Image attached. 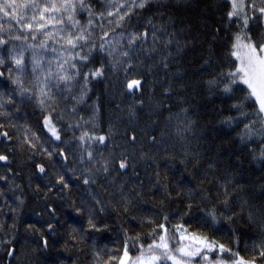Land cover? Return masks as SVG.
<instances>
[{
  "label": "trees",
  "instance_id": "obj_1",
  "mask_svg": "<svg viewBox=\"0 0 264 264\" xmlns=\"http://www.w3.org/2000/svg\"><path fill=\"white\" fill-rule=\"evenodd\" d=\"M89 2L94 13L105 12L104 17L99 15L93 17V27L97 36L100 35L101 28L96 25L103 23L105 30L115 29L114 32L109 31L107 39H120L121 44L125 46L127 33L133 30L143 31L148 17L153 19L157 28L161 24L169 30L175 27L182 45L185 44V37L189 39L196 37L197 40L203 41V29L199 22L208 20L212 24L219 23V18L226 11L222 6L223 0H152L149 8L134 10L140 12V15H134L123 27H116L114 23H108V20L113 18L106 14V0ZM169 16L176 21L175 25L169 22ZM80 18L82 23L86 22L87 12H81ZM189 24L192 25L190 29ZM181 28L185 29L182 34L179 32ZM121 32L125 33L123 39L118 35ZM220 36L225 37L224 29L221 30ZM166 39V36H161L156 45L158 51L151 56H147L141 49L139 56L133 60L132 68L127 72L124 70L127 67L125 65L117 64L113 68V62L106 53H93L97 58L89 67H98L102 60L105 75L99 80L90 79L89 98L85 103L77 105L75 114L70 112V107L74 103L70 99L58 101L54 105L56 111L53 112V117H61L55 122L64 142L62 144L43 129L42 113L34 102L23 105L11 123L0 116V124L4 125L0 132L7 131L11 137V140H7L0 136V154L9 157L8 161H0V177H5L0 179V264H51L57 256L61 257L65 264H92L93 239L97 248L108 245L106 251L116 250L118 253L122 248L124 229L131 235L136 233L144 235L150 231L149 228L139 226L141 216L151 215L153 219L159 220L165 214L170 216L177 214L183 216L184 222H188L189 217L200 215L196 209L199 197H193V206L189 211L186 208L189 202L187 196L180 198L184 200L183 204L169 202L161 185H168L173 200L178 199L177 192L181 186L193 187L197 191L200 188H212L211 195L215 196L217 184L211 173L218 170V174L223 176L228 167L233 168V177L242 184L235 188L229 187V196L234 198L230 201V210L236 215L232 220L222 218L225 231L213 233L198 228L194 222L190 223L189 231L202 233L227 246H233L227 231L229 228L235 229L237 235L243 232L247 236H260V218L264 216V165L253 161L249 148H244L240 155L243 163L240 169H236L237 161L231 154L241 150L242 146L235 141L237 133L243 129V123L233 125L231 128L222 123L224 117L237 115L231 105L240 98L241 93L237 91L233 99L220 94L210 96L204 84L210 75H215L222 68L227 71L226 58L223 55L226 48L219 46L223 40L212 42L213 65L208 71H204L201 68L203 60L200 57L207 56L208 48L207 44L201 47L199 43L187 44L178 55L175 51L176 45L173 43L171 46L173 54L169 57L171 63L168 69H164L161 57L166 54L162 47ZM152 46L150 33L145 47ZM48 55L51 56V53ZM138 78L145 81L143 95L140 91L133 95L127 88L128 80ZM169 83L178 89L171 99L162 95L163 87ZM80 84H83L82 79L73 89L74 94L79 93ZM181 91L187 96V100L183 102L178 100ZM97 98L100 110L98 115L93 117V102L97 101ZM137 99L143 100V105L137 104ZM161 99L165 100L163 107L157 103ZM169 104L172 105L170 111ZM130 106H134L137 111V119L131 123L128 115ZM182 108L188 109L187 117ZM189 119L192 121L191 124ZM84 120H88L89 123L84 124ZM77 122L80 127H76ZM25 125L36 131L40 139L36 140L33 137L32 143L26 142ZM109 125H112L110 140L105 144L89 142L95 161L89 163L85 152L82 163L80 156L87 145L82 146L78 139L81 131L88 130L97 135H108ZM133 128L137 133L146 128L157 137L159 143L152 144L148 137L141 140L138 135V142L133 148L128 143V136L124 134L127 130L130 135ZM55 144L64 149L66 160L54 148ZM261 146V138L254 136L250 148L258 154ZM45 148L52 151L53 156H49L44 151ZM125 148L134 159L139 176L134 175L130 167L123 175H116L115 172L112 175L95 173L97 183L88 185L83 183V176L89 174L86 169L92 168L95 171V168L99 167L96 161H100L101 153L104 157L110 158L109 152L119 154ZM143 153H147V156H142ZM57 161L61 166H66L63 169L69 185L66 188L57 182L56 173L60 171ZM210 162L216 164V169L208 167ZM36 164L45 166V174L39 173ZM157 171L159 177L156 175ZM45 175L55 186L51 190L46 187L48 180L44 179ZM157 180L160 184H156ZM140 181L144 182L143 185ZM187 187L184 188L185 191ZM93 196L104 202L107 212H99V205L95 204ZM49 204L56 209V219L59 221V223L53 221L57 228L54 235L48 231L45 224V221L49 220L47 214ZM93 205L96 207V222L99 223L103 217L108 224V228L100 232L90 229L88 225V208ZM77 208L83 211L77 212ZM249 213L256 218L255 222L249 221ZM178 222L181 221L173 219L171 224ZM29 224L34 227L28 228ZM69 225L82 226L86 232L85 239L73 240L69 235L71 233ZM42 234L48 237L47 249H44L41 243ZM9 240L18 250L17 258L6 254V249L10 247ZM240 248H244L243 242ZM242 255L250 257L254 253L242 251Z\"/></svg>",
  "mask_w": 264,
  "mask_h": 264
},
{
  "label": "snow or ice",
  "instance_id": "obj_2",
  "mask_svg": "<svg viewBox=\"0 0 264 264\" xmlns=\"http://www.w3.org/2000/svg\"><path fill=\"white\" fill-rule=\"evenodd\" d=\"M151 3L152 0H106V14L113 18L108 20V23H114L116 27H123L124 23L130 21L134 15H140V12L134 10L147 9ZM222 6L226 8V11L219 18V23L212 24L208 20L199 22L203 29V41L197 40L196 37L191 39L185 37V44L182 45L175 27L169 30L168 27L161 24L157 28L153 19L148 17L143 31L133 30L127 33L125 46L121 44L120 39H107L109 31L114 32L115 29L105 30L103 23L96 25L101 28V33L97 36L93 27V17L95 15L104 17L105 12L94 13L89 0H0V116L11 123L23 105L34 102L41 110L43 129H46L51 137L55 138V141H60L62 144L64 142L61 140L60 130L55 122L61 117H53V112L56 111L54 105L58 101L70 99L74 101L70 112L75 114L77 105L86 102V99L89 98L90 79L99 80L105 75V65L102 60L98 67H89L97 58L93 55L94 52L106 53L113 62V68L117 64L125 65L127 67L124 70L127 72L132 68L133 60L139 56L141 49L147 56H151L152 53L158 51L156 45L161 36H166L167 39L162 45L166 54L161 57L164 69H168L171 63L169 57L173 54L171 47L173 43L176 45L177 55L183 51L187 44L199 43L201 47L207 44V56L201 55L200 58L203 60L201 68L208 71L213 65L212 42L223 40L219 46L226 48L223 55L226 58L227 71L222 68L215 75H210L204 81L206 91L210 96L220 94L228 99H233L237 91L241 93L240 98L231 105L237 115L227 116L222 120V123L229 128L243 123V129L237 133L235 141L242 146L241 150L231 154L237 161L235 168L240 169L243 163L240 160V155L244 148H249V154L253 161L264 165V27H262L264 25V0H223ZM85 11L88 19L82 23L80 13ZM168 19L171 24H176L171 16ZM191 27L192 25L189 24L188 28ZM222 29L225 31L223 38L220 36ZM184 31L183 28L179 29L181 34ZM150 33L153 46L145 47ZM118 35L121 39L125 37L124 32ZM49 52L52 53L51 56L48 55ZM83 69H87V71ZM149 71H151V66H149ZM81 79L83 84H80V91L78 94H74L73 89L77 87ZM144 85L143 78L127 81V88L133 95L136 91H140L143 95ZM177 91L178 89L173 88L169 83L163 87L162 95L171 99ZM58 93H64V95H58ZM178 100L183 102L187 100V96L181 91ZM136 103L143 105L144 102L137 99ZM157 103L158 106L163 107L165 100L161 99ZM171 107L172 105L169 104V111ZM99 110L97 98V101L93 102V117L98 115ZM181 110L187 117L188 109L182 108ZM128 115L130 123L137 119V111L134 106L129 107ZM81 119L84 118L81 117ZM88 123V120H84V124ZM191 123L192 121L189 119V124ZM3 127L4 125L0 124V128ZM76 127H80L79 122ZM111 134L112 125H109L108 135H97L95 132L82 130L78 139L82 146L87 145V147L81 153V162H84L85 152L89 163L95 161L89 142L105 144L110 140ZM124 134L128 136V143L133 148L138 142V135L141 140L148 137L152 144L159 143L157 137L149 133L146 128L141 129L139 133L133 128L130 135L127 130ZM0 136L11 140L7 131L0 132ZM254 136L261 138L262 146L258 154L250 148ZM33 137L36 140L40 139L36 131L25 125V141L32 143ZM54 148L59 151V155L63 159H67L64 149L59 144H55ZM44 151L49 156H53V152L47 148ZM142 156H147V153H143ZM109 157H104L101 153L100 161H96L99 167H96L95 171L92 168L86 169L89 174L83 176L84 184L97 183L95 173L103 172L112 175L115 172L116 175H123L130 167L133 174L139 176V173L136 172L135 161L128 153L127 148L119 154L109 152ZM149 159H154V157H149ZM8 160L7 155L0 154V161ZM57 165L60 168V171L56 173L57 182L66 188L69 186L63 173L66 166H61L59 161H57ZM35 167L39 173L45 174L46 169L43 164H36ZM208 167L216 169V164L210 162ZM156 175L159 177V171L156 172ZM211 175L217 184L215 196L211 195L212 188H200L197 191L193 187L181 186L180 191L177 192L178 199L173 200L172 191L168 185H161L165 198L169 202L183 204L184 200L180 198L187 196L189 202L186 204V208L189 211L193 206V197H199L196 209L200 215L189 217L188 222H184L183 216L177 214L171 216L165 214L159 220L153 219L151 215L141 216L139 226L149 228L150 231L144 235L141 233L131 235L127 229H124L122 248L118 253L116 250L106 251L108 245L97 248L93 239L92 264H264V216L260 218L259 237L247 236L243 232L237 235L235 229L229 228L227 231L233 241V246L219 243L202 233L189 231L191 222H194L198 228L213 233L225 231L222 218L232 220L236 215L234 211L230 210V201L234 198L229 196V187L235 188L242 184L241 181L233 177V168H226L223 176L218 174V170L213 171ZM0 179H5V177H0ZM44 179L48 180L46 187L49 190L55 187L46 175ZM143 183L140 181L141 185ZM156 184H160V181L157 180ZM185 187H187V191L184 190ZM121 191H123V186H121ZM221 197L223 198L221 199ZM93 199L95 204L99 205L100 213L107 212L103 201L95 196ZM76 211L81 212L83 209L77 208ZM47 214L49 220L45 221V224L48 231L54 235L57 228L53 221L56 223L59 221L56 219V209L50 204ZM133 219L137 218L133 217ZM173 219L181 222L171 224ZM248 219L255 222L256 218L252 213H249ZM87 221L89 228L97 232L108 228L103 217L99 223L96 222L95 205L88 208ZM170 224L171 227H169ZM33 227L31 224L28 225V228ZM69 227H71L69 235L73 240L85 239L86 232L82 226L69 225ZM242 242L244 243L243 249L240 248ZM8 243L10 247L6 249L7 256L17 258V248L11 245V240ZM41 243L44 249L49 247L46 235L42 234ZM20 250H23V245ZM242 251L251 252L254 255L250 257L242 255ZM51 264H65V262L57 256L51 261Z\"/></svg>",
  "mask_w": 264,
  "mask_h": 264
},
{
  "label": "rangeland",
  "instance_id": "obj_3",
  "mask_svg": "<svg viewBox=\"0 0 264 264\" xmlns=\"http://www.w3.org/2000/svg\"><path fill=\"white\" fill-rule=\"evenodd\" d=\"M51 55H52V53H51ZM50 136H51V134L50 133H48ZM53 138V137H52ZM54 140H55V138H53Z\"/></svg>",
  "mask_w": 264,
  "mask_h": 264
},
{
  "label": "water",
  "instance_id": "obj_4",
  "mask_svg": "<svg viewBox=\"0 0 264 264\" xmlns=\"http://www.w3.org/2000/svg\"><path fill=\"white\" fill-rule=\"evenodd\" d=\"M3 139H5V138L3 137Z\"/></svg>",
  "mask_w": 264,
  "mask_h": 264
}]
</instances>
